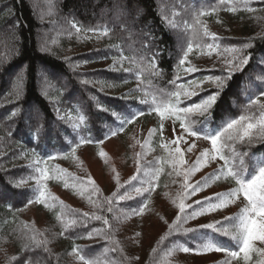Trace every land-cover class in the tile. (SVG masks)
I'll use <instances>...</instances> for the list:
<instances>
[{"label":"trees","instance_id":"obj_1","mask_svg":"<svg viewBox=\"0 0 264 264\" xmlns=\"http://www.w3.org/2000/svg\"><path fill=\"white\" fill-rule=\"evenodd\" d=\"M93 2L94 0H51L49 4L48 0H0V264H22L25 257L29 258L28 264H69L68 260L74 255L73 247L80 249L89 239L84 234L96 228L111 231L109 239L95 236L103 239V242L94 245L90 254L84 255L81 250L82 255L93 258L96 252L108 250L109 264H133L124 253L120 233H116L121 223L113 219V213L98 209L92 204L87 206L88 209H73L77 214L87 212L90 215L105 216L114 224V231L107 229L102 221L91 220L85 227H75L64 235H59L62 229L56 216L64 215L65 208L54 206L49 209L41 204L38 205L39 209L46 211L45 231L50 230L53 233L39 230L33 224L28 225L27 231L24 229L22 212L34 206L27 204L26 195L35 187V181L28 179L29 176L35 175L32 166L33 149L42 160L41 167L47 166L52 173L56 169L66 170L67 175L62 179L53 178L46 182L48 189L66 188L64 181L69 183L68 172L71 170L73 157H64L62 154L71 146L72 136L62 135L63 133L72 132L76 139L84 135L93 140H103L99 144H82L77 148V154L84 147H100L116 136L126 135L136 126L159 128L157 114L148 113L146 110L149 105L140 103V99L145 98V92L148 93L146 98L151 100L157 89L172 90L174 85L169 81L176 75L180 77L176 81V84H179L192 79L199 80L204 76L224 74L225 70L217 68L200 69L187 75L177 68L181 49L190 38L196 11H209L208 15L200 17L207 28L224 15H228L229 19L238 24L239 35L220 38L222 46H240L248 42L252 44L244 50L245 55H250L249 63L227 81L211 109L210 127H217L227 117L240 115L241 106L246 103V96H253L259 87L256 76L264 75V64L260 63L264 60V20H259L264 18V0H250L249 7L255 9L251 12L238 2L236 12L228 11L227 8L231 5H222L219 0H99L97 4ZM45 3L50 6L46 7ZM50 8L51 15L48 14ZM101 12H106L107 16L101 17ZM164 15L174 19L177 27H170L162 18ZM72 22L76 23L80 32L71 27ZM105 26L109 29L107 36L102 35L96 39L84 37L92 32L88 29H97L93 33H100V29ZM186 26L187 31L184 30ZM52 29L55 30L50 33ZM14 36L19 39H14ZM207 39L204 38V41L207 42ZM45 41L48 43V50L41 51ZM118 49L128 58L123 62V67L119 64L114 66V59L120 54ZM144 53L148 54L149 59L153 53H159L156 61L162 75L151 76L145 72L138 81L134 75L136 65L130 61L133 58L139 59ZM196 55H199L198 50L194 48L189 60ZM98 66L105 67L99 69ZM129 68L132 69L131 72L125 71ZM21 74L23 96L17 99L12 86ZM45 77L49 85L47 96L42 93ZM201 87L202 90L197 89V94L191 98H182L181 106L197 103L201 98L217 91L211 82H206ZM163 99L164 97L158 95V102ZM260 99L264 103V96ZM17 107L20 112L15 117H10V113ZM57 107L60 109L59 114ZM129 107L133 111L143 109L145 115L128 124L124 131L117 135L104 138L109 128L118 126L112 111L126 115L124 110ZM253 112L258 115L257 109H253ZM58 115H64V119H58ZM80 115L85 116L86 123L73 132L72 124ZM191 118L196 121L203 120L198 114H193ZM166 122L172 121L165 120L164 123ZM174 125L179 127V122ZM201 126L200 123L196 124L197 128ZM37 128L40 129L38 141L33 138V131ZM160 142L161 132L158 131L153 138L155 152L160 154L157 161L158 158L167 156L160 147ZM234 146L237 152L247 154L244 156V163L249 172L252 171L254 163L252 157H264V138H255L251 143L247 140L236 142ZM48 155H56L57 158L46 159ZM219 163L222 164L223 161ZM167 165L166 159L156 165L163 167L157 181L159 186L163 183ZM21 178L27 182L21 187H14ZM124 185L127 187V182ZM234 186L231 181H220L208 188ZM109 196L99 195L94 199ZM143 199L144 197L121 201L115 205L114 211H127ZM69 215L68 210L66 217ZM122 221L125 222V219ZM223 222L227 224V221ZM33 228L36 230L37 239L47 238V245L36 247L29 238L33 235ZM168 231L169 229L157 240L153 248L156 250L155 254L152 250L145 264H179L169 255L170 246L174 241H191L194 234L188 232L167 236ZM201 231L210 237L227 241L228 244L233 243L210 229ZM39 233H43V237L39 236ZM25 245L31 250H23ZM187 246L191 248L194 245L188 243ZM255 247L258 248L259 245L255 243ZM45 248L48 250L45 251ZM234 261L236 264H245L243 260ZM262 262V254L252 252L247 264Z\"/></svg>","mask_w":264,"mask_h":264},{"label":"snow or ice","instance_id":"obj_2","mask_svg":"<svg viewBox=\"0 0 264 264\" xmlns=\"http://www.w3.org/2000/svg\"><path fill=\"white\" fill-rule=\"evenodd\" d=\"M237 2L241 4L247 11L251 12L255 9L249 7L250 0H219L222 5H231L227 8L228 11H237ZM51 4V0H48ZM215 11V9H212ZM52 14L51 8L48 12ZM208 10H199L195 12V21L191 26L190 38L186 46L182 47L181 55L178 59L177 68L182 70L185 74L190 75L194 72L200 71L189 60V55L193 53L194 48L198 50V54L211 56L214 52L217 55H224V63L226 65L224 74L219 76L210 75L204 76L197 80L192 79L187 83L176 84L179 80V75H176L173 80L169 81L174 85L172 90L157 89V93L152 94L151 100L147 99L148 93L145 92V98L140 99L141 104H148V113L155 112L159 117V128H152L148 132V138L141 145L142 149L151 151L152 138L158 131H163L164 121L171 120L173 124L179 122V127L182 129L179 135L175 136L168 143H164L161 135L160 147L167 153L166 158H158L157 163L166 159V162L171 165L172 172L177 176L183 177L181 183L182 191L177 194L176 198L172 200L174 206L178 209V214L172 224L169 225V231L167 236L174 235L176 233L186 234L191 232L194 234L191 241L180 243L174 241L170 246L169 255L175 252L206 254L208 252L224 251L226 253V259L223 264H232L233 260H243L245 264L250 259L252 252H260L264 254V250L255 247V242L259 241L264 243V157L253 156L252 171L249 172L247 165L244 163V156L246 153H239L235 148L236 142H243L247 140L251 143L255 138H264V103L261 102L260 97L264 96V75H257L256 80L259 82V87L255 94L251 97L246 96V103L242 105V112L235 117H227L221 121V123L213 128L210 127L212 120L211 109L216 104L221 91L224 89L228 80L236 72H240L249 63L250 55H245L244 50L251 47L250 42L244 43L240 46H222L219 38L215 33L208 30L207 26L200 20L201 16L208 15ZM43 18V14L41 15ZM172 28L177 27V23L174 19L169 18L167 15L162 17ZM197 25L199 27H197ZM17 27L18 22H17ZM71 27L76 32H80V28L75 22H72ZM187 31V26L184 28ZM88 31L95 32L97 29H88ZM100 34L107 36L109 29L105 26L100 29ZM204 38H208L207 42ZM14 39H19L18 36H14ZM147 45H145L146 47ZM48 50V43L41 46V51ZM119 55L114 59V66L119 64L123 67V62L128 59L123 55V51L118 49ZM159 53H153L151 58H148V54H142L139 59L133 58L130 62L136 65L135 78L140 81L145 72H148L151 76H161L162 70L157 67L156 58ZM264 64V60L260 61ZM75 66V65H74ZM125 71L131 72L132 69H125ZM87 83L88 81H83ZM206 82L213 83L217 91L201 98L197 103L191 105L181 106L183 103L182 98H191L197 94V89L202 90V85ZM48 81L44 78L42 83V93L47 96L48 94ZM251 87V85H249ZM23 74L19 75L12 86L13 94L17 99L23 96ZM144 91L143 89H139ZM164 97L162 102H158V95ZM233 104L235 101L233 100ZM253 109L258 110V115L253 112ZM59 114L60 109L56 108ZM20 112V108H15L10 117H15ZM125 114H118L114 110L112 114L118 121V126L115 128H109L104 134V138H110L117 135L119 132L124 131L128 124L133 123L138 117L145 115V110L138 109L133 111L131 107L124 110ZM193 114H198L203 117L202 121L193 120L191 117ZM58 119H64L63 116L58 115ZM86 123L84 115H80L77 120L72 124V130L81 127ZM202 124L197 128L196 124ZM175 134L176 129L173 128ZM40 129L33 131V138H39ZM10 135V133H9ZM62 135L72 136L71 146L62 155L64 157H75L76 150L82 144L86 143H102L103 140H93L90 136L80 135L79 139L72 135V132H66ZM187 138H195L196 140L207 141L209 147L203 148L195 161L188 167H184L186 161L184 159V152L181 151L179 145L181 142L188 144ZM137 143H140L137 141ZM176 145V147H172ZM196 148V143L193 141L188 144L186 148L187 152H192ZM144 153H138L137 156L141 157ZM101 157H105L106 153L102 150L99 152ZM239 160L237 161V158ZM56 155H48L46 159H55ZM216 161H223L216 170L205 176L201 181H197L195 184L189 183L192 175L200 171L204 167H207L210 163ZM42 160L38 157L33 149L32 166L35 175H31L28 179L35 181V187L28 195L27 204H41L46 208L51 209L55 206V203H59L61 208H67L63 204V201L53 196L46 183L50 179L60 180L67 175L65 169H56L54 173L47 166L41 167ZM136 175H133L127 184L130 187H125L120 183L119 175L115 177L116 191L109 197H103L102 199H94L101 194L100 188L95 184V181L89 177L86 187L78 188L74 187L76 194L83 196L85 192H88L87 200L90 204L98 209H105L109 213H113V219L119 223L121 215L118 210H115V205L121 201L133 200L136 197H144L137 206L131 207L127 211L123 212V219H128L131 216H142L146 209H148L151 202L150 198L152 192L157 187V181L163 171V167H157L152 165L151 169L145 168L140 164V160L137 159ZM132 181H137V184H132ZM220 181H231L234 183V187L230 188L226 192L216 193L213 196L205 197L203 200H196L192 204L186 203L192 196L204 191L211 185ZM27 181L23 178L18 180L14 187H21ZM64 186L69 187L67 180L64 181ZM90 189V191H89ZM121 189H124L121 191ZM147 193V196L145 194ZM244 206L240 209L239 213L232 217H225V224L222 221H214L207 224L199 225L197 228H185L189 221L195 220L198 217L209 215L214 212L225 209L231 204L241 200ZM191 209V211H188ZM70 215L66 218L63 214L57 215L56 219L60 222L61 232L59 235H64L69 229L75 227H85L91 220L102 221L107 226V229L114 231L115 226L110 223L109 219L102 215L89 214L87 212L77 214L73 210H69ZM163 219V217H162ZM165 223L167 221L165 220ZM202 229H210L213 233H218L220 236L227 237L232 244H228L227 241H221L219 239L210 237L207 233L202 232ZM33 235L29 238L34 242L36 247L41 244L47 245L49 241L47 238L37 239L36 230L32 229ZM87 238H93L95 236H103L105 240L109 239L111 231H105L103 229H92L84 234ZM39 236L43 237V233H39ZM136 236L139 237L140 233L137 232ZM167 236L165 238H167ZM192 243L193 247H188L187 244ZM23 250L30 251L26 245L23 246ZM48 249L45 248V251ZM115 250V249H113ZM155 249L153 253L155 254ZM72 254L79 257L82 264H97L96 261L86 258L81 254V249L73 247ZM29 258L25 257L22 264H28Z\"/></svg>","mask_w":264,"mask_h":264},{"label":"rangeland","instance_id":"obj_3","mask_svg":"<svg viewBox=\"0 0 264 264\" xmlns=\"http://www.w3.org/2000/svg\"><path fill=\"white\" fill-rule=\"evenodd\" d=\"M98 1L99 0H94L93 3L97 4ZM45 6L48 7L50 5L45 3ZM99 15H101V17H106L107 13L101 12ZM261 19L264 20V18H260L259 20ZM238 29H240L238 24L229 19L228 15L221 16L220 19L209 24L208 27V30L215 33L219 39L238 36ZM54 30L55 29H52L50 33ZM101 36L100 33L93 32L84 35V37L89 39H96ZM226 55L227 54L217 55L215 52L211 56L199 54L193 56L190 61L198 69L220 68V70L223 71L226 67L224 63ZM106 65L107 64H105V66ZM105 66H98V68L100 69ZM11 79L12 78H10L9 84H11ZM173 128L176 129L175 134ZM150 129H152L151 126H136L126 135L116 136L100 147H84L76 154V158H73V163L70 168L71 170L68 172V184L70 185V188L49 189L53 196L57 197L59 201H63V204L67 206L64 214L65 217L68 210L75 207L88 209L87 206L90 204L87 200L88 192H85L83 196L78 195L73 186L78 188L86 187L88 179L91 177V179L95 181V184L100 188V195L109 196L116 191L117 185L115 177L117 174L119 175L121 184H125L133 175H136L137 159L140 160L142 166L148 169H151L152 165H157V157L160 154L156 153L154 149L153 138L155 135L153 136L150 145L152 149L151 151L141 148V145L148 138V132ZM181 131L182 130L172 122L164 123V128L161 134L163 142H170L175 136L179 135ZM186 139H188V144L195 141L196 148H194L192 152H187L186 148L188 147V144L183 142L180 143L179 147L181 151L184 152V159L186 161V164L184 165L185 168L195 161L203 148L209 147L207 141L196 140L194 137H186ZM137 141L140 143H137ZM172 147H176V145H172ZM101 150L106 153L105 157L99 155ZM138 153L144 154L141 157H138ZM219 165V161L210 163L207 167H204L192 175L189 183L195 184L197 181H201L205 176L216 170ZM171 172L172 167L168 164L167 169L163 174V183L160 186L157 184V187L152 192L149 207L145 210L142 216H131L130 218L125 219V222L122 221L123 218L120 220V229L116 230V233H120L119 236L120 240L123 241L124 253H126L127 257L133 264L146 263L155 243L169 229V225L174 222L178 214V209L174 206L172 200L182 191L181 183L183 182V177L177 176L174 173L169 175ZM134 184H137V181H135ZM126 186L130 187L128 184ZM229 189L230 188L226 187L207 188L192 196L191 199L186 201V203L192 204L196 200H203L205 197L213 196L216 193L226 192ZM145 196H147V193ZM139 198L141 197H136L134 200ZM38 205L39 204H34V206L29 207L22 212V221L24 222V229L26 231L29 224L36 225L39 230H46V211H41ZM55 206L61 208L59 203H55ZM243 206L244 203L238 200L236 203L229 205L223 210L191 220L184 225V227L197 228L199 225L214 221L223 222L225 221V217H232L239 213ZM73 211L75 212L76 210L73 209ZM188 211H191V209H188ZM123 212L124 211L120 212L121 217L123 216ZM165 220L167 223H165ZM45 232L53 233L50 230ZM137 232L140 233L139 237L136 236ZM102 242L103 239L100 237L89 238L81 245L80 249L84 252V255H87L90 254L91 248H93L94 245ZM255 243L259 245L258 249L260 248L261 250H264V243L259 241ZM108 255L109 251L105 250V252H96L95 256L90 258L96 261L97 264H109L110 261L108 260ZM171 258L179 264H223L227 257L223 252L212 251L206 254L175 252L171 254ZM262 260V264H264V254H262ZM68 262L69 264H82V261H80L79 257L76 255L71 256ZM232 264H236L234 260L232 261Z\"/></svg>","mask_w":264,"mask_h":264}]
</instances>
